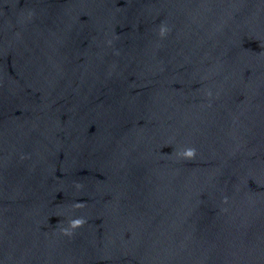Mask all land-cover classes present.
Returning a JSON list of instances; mask_svg holds the SVG:
<instances>
[{"label":"water","instance_id":"95a60500","mask_svg":"<svg viewBox=\"0 0 264 264\" xmlns=\"http://www.w3.org/2000/svg\"><path fill=\"white\" fill-rule=\"evenodd\" d=\"M0 264H264V0H0Z\"/></svg>","mask_w":264,"mask_h":264}]
</instances>
